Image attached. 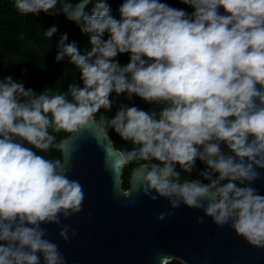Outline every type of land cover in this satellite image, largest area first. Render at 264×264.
I'll return each instance as SVG.
<instances>
[{
    "label": "clouds",
    "instance_id": "1",
    "mask_svg": "<svg viewBox=\"0 0 264 264\" xmlns=\"http://www.w3.org/2000/svg\"><path fill=\"white\" fill-rule=\"evenodd\" d=\"M59 2L14 0L22 15L54 14ZM182 2L195 9L191 16L160 0H125L119 20L105 0L90 15L65 5L93 48L81 54L64 34L56 60L67 57L78 67L84 86L37 94L11 76L0 81V264H40L41 255L44 264H64L41 225L80 212L84 192L67 176L69 156L38 152L65 151L67 141L56 134L79 136L93 123L134 145L120 152L125 164L151 162L139 169L145 195L155 191L173 208L203 209L217 225L230 224L264 248V195L248 186L259 176L255 169L264 168V0ZM56 32L53 26L45 35ZM123 53L131 56L121 67L115 58ZM113 92L164 107L149 113L122 105L114 118L96 121L101 109H111ZM197 160L206 165L199 175L207 184L181 180L176 170L190 174ZM67 231L60 233L65 240ZM173 260L160 256L158 264Z\"/></svg>",
    "mask_w": 264,
    "mask_h": 264
},
{
    "label": "water",
    "instance_id": "2",
    "mask_svg": "<svg viewBox=\"0 0 264 264\" xmlns=\"http://www.w3.org/2000/svg\"><path fill=\"white\" fill-rule=\"evenodd\" d=\"M91 1L59 3L62 9L70 6L71 12L78 7L85 11ZM218 11L226 14L223 8ZM65 140L67 176L78 181L84 192L81 211L68 217L61 214L59 224L41 225L44 238L58 246L64 264H158V257L164 255L183 264H264V248L250 245L230 224L219 226L203 209L183 203L173 208L155 191L151 195H157L156 200L145 195L139 178L144 164L131 168L130 187L124 188L127 164L108 129L106 133L93 123ZM255 170L259 176L248 186L264 195V168ZM161 214H166L163 220ZM65 227L66 240L60 235ZM40 264H44L42 255Z\"/></svg>",
    "mask_w": 264,
    "mask_h": 264
},
{
    "label": "trees",
    "instance_id": "3",
    "mask_svg": "<svg viewBox=\"0 0 264 264\" xmlns=\"http://www.w3.org/2000/svg\"><path fill=\"white\" fill-rule=\"evenodd\" d=\"M108 4L111 14L117 20L120 19L119 8L125 0H105ZM168 6L181 9L191 16L195 9L182 2V0H160ZM97 0H92L86 7L85 12L89 15L92 13ZM55 26L57 32L48 38L45 32ZM82 25L68 19L64 14L60 3H58L54 14H45L41 12L38 15L29 14L22 15L18 13L14 0H0V81L11 76L14 82L22 83L25 89H32L39 94L49 87L50 94L65 93L70 84H76L83 87L80 69L69 62L65 57L62 61L57 62L58 44L62 35L67 34L66 43L75 42L81 52L86 54L93 48L91 37L89 34L81 31ZM109 38L108 33L104 35V39ZM130 53L118 54L115 58L121 67L126 66L130 62ZM70 99V97H69ZM112 106L110 110L101 109L96 115L97 121L101 116L108 119L114 118L119 108L124 105L128 107L135 106L138 109L151 113L159 111L164 105L147 103L138 96L133 95L130 99L127 93L110 95ZM115 146L123 150H132L134 145L131 142L124 141L113 128H108ZM71 133L61 132L57 135V140L65 139ZM26 147H30L25 143ZM222 150L226 151V145H222ZM35 151V149H34ZM48 159H61L63 161L62 151L51 149L48 152H38ZM147 161H135L127 163L124 178V188L130 187L129 174L134 165L148 164ZM206 169L201 161L197 160L192 173H184L177 165L176 170L181 172V180H201L202 183H209L199 175L201 171ZM173 264H183L180 261Z\"/></svg>",
    "mask_w": 264,
    "mask_h": 264
},
{
    "label": "rangeland",
    "instance_id": "4",
    "mask_svg": "<svg viewBox=\"0 0 264 264\" xmlns=\"http://www.w3.org/2000/svg\"><path fill=\"white\" fill-rule=\"evenodd\" d=\"M176 261H178V260H175L174 262H176Z\"/></svg>",
    "mask_w": 264,
    "mask_h": 264
}]
</instances>
